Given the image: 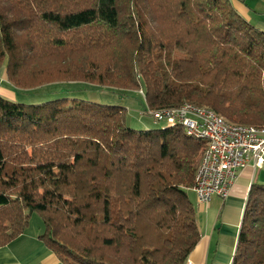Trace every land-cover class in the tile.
<instances>
[{"label":"trees","instance_id":"obj_1","mask_svg":"<svg viewBox=\"0 0 264 264\" xmlns=\"http://www.w3.org/2000/svg\"><path fill=\"white\" fill-rule=\"evenodd\" d=\"M67 52L78 67L63 68ZM56 54L55 76L19 86V69ZM1 68L17 92L71 82L88 96L0 94V247L37 213L61 264H185L199 240L188 192L206 143L178 124L130 127L119 97L264 126V31L230 0H0ZM230 264H264V184L248 190Z\"/></svg>","mask_w":264,"mask_h":264},{"label":"built area","instance_id":"obj_2","mask_svg":"<svg viewBox=\"0 0 264 264\" xmlns=\"http://www.w3.org/2000/svg\"><path fill=\"white\" fill-rule=\"evenodd\" d=\"M149 113L155 121L178 124L206 143L193 180L198 203L207 204L214 195L225 198L247 166L264 168V126L229 122L210 108L188 102Z\"/></svg>","mask_w":264,"mask_h":264},{"label":"crops","instance_id":"obj_3","mask_svg":"<svg viewBox=\"0 0 264 264\" xmlns=\"http://www.w3.org/2000/svg\"><path fill=\"white\" fill-rule=\"evenodd\" d=\"M230 1L244 19L264 31V22L255 20L249 14L251 11L256 12L257 5L250 7L246 0ZM254 183L264 184V168L255 169L249 165L240 172L225 198L214 195L207 204L194 202L199 240L188 254L185 264H230L242 210L248 190ZM16 239L0 247V264H24L36 254L47 253V248L38 239L41 245H36L35 249L19 257V247L14 249L15 246L11 245ZM54 257L52 263L61 264L55 255Z\"/></svg>","mask_w":264,"mask_h":264},{"label":"rangeland","instance_id":"obj_4","mask_svg":"<svg viewBox=\"0 0 264 264\" xmlns=\"http://www.w3.org/2000/svg\"><path fill=\"white\" fill-rule=\"evenodd\" d=\"M250 7L256 6V12L251 11L249 14L255 20H260L264 22V0H246ZM93 49L91 50V52ZM68 53V52H67ZM95 58H101L102 62H104L107 58L104 53L95 52ZM103 55V56H102ZM64 56L62 57V59ZM66 63L64 64L63 68H67L68 65H71L72 69L78 67L81 61V55L76 53H68L66 56ZM60 57L56 54L53 57H43V58H36L31 59L32 62L28 63L25 67L18 71L17 77L19 79V86H32L31 83L35 82L38 79H46L51 78L52 76L56 75L55 65L53 64L54 60H58ZM30 60V61H31ZM67 65V66H66ZM65 68V69H66ZM63 80V79H62ZM58 80V81H62ZM68 81V80H67ZM47 83H53L52 81ZM56 83V81H55ZM45 84V83H44ZM17 85L8 80L6 75L4 74V69H0V94L8 99L15 100V101H23V102H35L38 100L46 99L49 97L55 96H79L82 98L88 97L87 95L79 92H74L72 89L78 88L81 84L79 83H71V82H62L56 84H48L42 87L37 88L38 90H33L35 93L31 92H17L12 88V86L17 87ZM37 87V86H36ZM97 90L93 92L96 93ZM101 96L108 95L105 92L99 91L97 92ZM96 93V94H97ZM94 94L90 99H94L97 101H101L98 95ZM116 98V97H115ZM121 102H126V114H125V121L126 124L135 129H147V128H158L162 125V123L154 121L153 118L149 115L150 113H144V103L142 97L140 96V92L137 90L130 91L126 97H119ZM119 98H117L119 100ZM119 102V101H118ZM151 112V111H149ZM188 198L192 202H196V195L194 190H190L188 192ZM43 231V223L41 217L37 213H32L28 218V226L22 236L11 244L18 248L17 255L19 257H23L27 251L30 252L31 250L35 249V246L40 244L41 242L38 240V235L41 234ZM47 253L44 254H36L32 258H30L27 263L24 264H53V259H55L54 254L46 250Z\"/></svg>","mask_w":264,"mask_h":264}]
</instances>
